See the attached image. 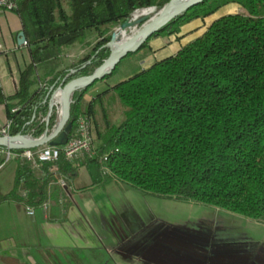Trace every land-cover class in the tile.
<instances>
[{"label": "trees", "instance_id": "trees-1", "mask_svg": "<svg viewBox=\"0 0 264 264\" xmlns=\"http://www.w3.org/2000/svg\"><path fill=\"white\" fill-rule=\"evenodd\" d=\"M167 2L18 0L14 11L21 17L32 62L15 94L5 96L0 86L10 133L40 137L53 92L62 83L93 73L109 56L105 45L113 31L132 13L160 9ZM229 4L246 12L215 19L176 53L107 89L125 107L118 125L103 126L95 119L94 104L104 92L87 112L81 110V100L95 82L75 92L69 136L86 113L95 153L81 154V163L61 153L55 161L40 162L39 168L18 159L14 187L0 195V204L13 200L38 210L50 183L63 178L70 188L85 166L91 178L86 189L115 181L146 195L199 203L264 223V0H204L148 41L177 36L184 25ZM83 45L91 46L90 52L66 64L68 50ZM57 119L54 107L50 129Z\"/></svg>", "mask_w": 264, "mask_h": 264}, {"label": "crops", "instance_id": "crops-1", "mask_svg": "<svg viewBox=\"0 0 264 264\" xmlns=\"http://www.w3.org/2000/svg\"><path fill=\"white\" fill-rule=\"evenodd\" d=\"M12 11H0V86L5 96L15 94L22 72L32 62L29 46L19 43L21 17ZM214 20H193L177 36H169V54L183 46L180 41L185 44L201 36ZM95 97L85 94L81 110L87 112ZM7 120L6 107L0 104V128ZM75 159L82 162L81 155ZM17 166L8 192L14 187ZM82 170L88 182L81 179ZM59 180L47 188L49 208L28 214L36 226L44 229L47 258L54 259V264H264L262 222L217 208L182 222L144 216L130 204L118 208L104 194L118 183L111 181L86 189L91 178L85 166H81L70 188L61 186Z\"/></svg>", "mask_w": 264, "mask_h": 264}, {"label": "rangeland", "instance_id": "rangeland-1", "mask_svg": "<svg viewBox=\"0 0 264 264\" xmlns=\"http://www.w3.org/2000/svg\"><path fill=\"white\" fill-rule=\"evenodd\" d=\"M157 9H155V12ZM2 10L4 9L0 8V11ZM237 12L245 13L246 10L239 5L229 4L208 18L217 19L225 14ZM12 13L17 15L14 11ZM115 30L120 31V26L115 28ZM90 40L91 44H94V37H91ZM168 40V36L153 37L147 42L146 47H141L138 51L125 56L112 76L97 80L94 85L89 87L86 91L87 97L91 95L97 96L99 93L104 92L101 99L94 104L95 119L100 125L104 126L109 123L118 125L124 118V105L113 90L108 91L107 89L120 81L130 78L141 70L147 69L156 60L170 55L171 47L166 44ZM187 43L183 44L180 41V45H186ZM176 44L179 45V42ZM90 49L91 46L89 45L69 49L66 64L78 61L81 57L88 54ZM60 115L61 111L59 108L58 117ZM17 163L18 159H12L5 164V170L0 175V192L7 193L11 189L13 183L12 171ZM88 178L87 173L82 170L81 179L88 182ZM110 191L104 194H107L118 208H123L125 204L128 207L133 205L144 216L157 215L162 219L173 222L195 220L205 216L206 212H211L214 209V207L199 203L192 202L190 204L191 202L146 195L123 183L118 184L116 187L113 186ZM47 242L48 239L44 229L40 225L36 226L34 224L33 218L28 215L24 205H19L14 201H6L0 204V264H54V259L50 260L47 258L49 256V251L46 250Z\"/></svg>", "mask_w": 264, "mask_h": 264}, {"label": "water", "instance_id": "water-1", "mask_svg": "<svg viewBox=\"0 0 264 264\" xmlns=\"http://www.w3.org/2000/svg\"><path fill=\"white\" fill-rule=\"evenodd\" d=\"M202 1L204 0H169L162 8L156 10L155 15H146L137 20V24L141 28L122 42H117L119 39L117 37L118 31H113L110 41L105 45L109 48L110 53L103 63L93 73L76 77L65 84L62 83L53 92L49 101V113L46 118L47 127L44 133L40 137H34L31 134L0 135V146H6L13 150H25L37 148L45 144L53 146L66 144L69 133L72 130L70 118L75 92L87 88L97 80L104 79L110 75L125 56L138 51L148 41L150 36L169 23L173 18L188 11ZM150 8L156 9L155 7L143 9ZM131 15L121 24L120 29H126L133 23L131 22ZM25 41H27L26 34L24 31H21L19 33V43L24 44ZM115 47L117 48L115 49ZM57 96H59V100H56ZM54 107L60 108L61 115L58 117L54 128L50 129L49 119Z\"/></svg>", "mask_w": 264, "mask_h": 264}, {"label": "built area", "instance_id": "built-area-1", "mask_svg": "<svg viewBox=\"0 0 264 264\" xmlns=\"http://www.w3.org/2000/svg\"><path fill=\"white\" fill-rule=\"evenodd\" d=\"M0 8L15 10L18 8V0H0ZM24 44H27V41ZM10 127L11 120H7L5 125L0 128V135H10ZM61 153L69 160H74L77 156L84 153L90 156L95 153L92 148L91 120L86 113L79 116L74 134L69 136L67 143L64 145L53 146L45 144L37 148L25 150H13L6 146H0V169L12 159L26 160L31 162L34 167L39 168L40 162L55 161ZM59 182L61 186L66 187V182L63 178H60ZM49 205L50 201L45 200L42 208L47 210ZM25 208L28 214L32 215L35 213L33 206L27 205Z\"/></svg>", "mask_w": 264, "mask_h": 264}, {"label": "bare ground", "instance_id": "bare-ground-1", "mask_svg": "<svg viewBox=\"0 0 264 264\" xmlns=\"http://www.w3.org/2000/svg\"><path fill=\"white\" fill-rule=\"evenodd\" d=\"M155 9L154 8H150V9H143V10H137L135 13H133L132 17H131V22H133L129 27H127L126 29H121L120 31H118L117 37L119 38L117 40V42H122L125 39H127L128 36L136 33L139 25L137 24V20H139L141 17L143 16H153L155 15ZM117 47H115L116 49ZM56 100H59V96H57ZM107 159V158H105Z\"/></svg>", "mask_w": 264, "mask_h": 264}]
</instances>
